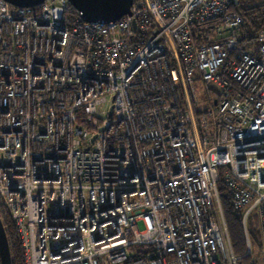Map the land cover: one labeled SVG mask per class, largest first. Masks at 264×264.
<instances>
[{"label":"built area","instance_id":"built-area-1","mask_svg":"<svg viewBox=\"0 0 264 264\" xmlns=\"http://www.w3.org/2000/svg\"><path fill=\"white\" fill-rule=\"evenodd\" d=\"M236 3L134 0L87 22L69 0H0V216L24 264H241L221 184L257 263L264 27L241 39ZM196 81L218 88L211 110Z\"/></svg>","mask_w":264,"mask_h":264},{"label":"trees","instance_id":"trees-1","mask_svg":"<svg viewBox=\"0 0 264 264\" xmlns=\"http://www.w3.org/2000/svg\"><path fill=\"white\" fill-rule=\"evenodd\" d=\"M233 9L239 12L244 19L243 30L240 32L241 39L249 40L255 37L257 32L264 27V0H237ZM249 45L251 44L247 43V46ZM219 189L234 252L240 257L241 264H247L250 257L245 256L247 247L241 222V214L234 209L232 198L228 190L222 184L219 186ZM1 218L9 242L12 264H24L23 250L15 224L2 212ZM248 234L252 247L256 251L260 244V233L254 215H252L248 221ZM259 257H262V261L260 263L257 260L256 264H264V254H260Z\"/></svg>","mask_w":264,"mask_h":264},{"label":"water","instance_id":"water-1","mask_svg":"<svg viewBox=\"0 0 264 264\" xmlns=\"http://www.w3.org/2000/svg\"><path fill=\"white\" fill-rule=\"evenodd\" d=\"M12 6L32 7L44 0H5ZM87 22H110L130 12L134 0H69ZM0 264H12L9 242L0 216Z\"/></svg>","mask_w":264,"mask_h":264},{"label":"rangeland","instance_id":"rangeland-1","mask_svg":"<svg viewBox=\"0 0 264 264\" xmlns=\"http://www.w3.org/2000/svg\"><path fill=\"white\" fill-rule=\"evenodd\" d=\"M60 10L61 8H58L57 16L60 15ZM195 74L198 75L197 72ZM195 85L199 91L198 108L203 111L211 110L214 107L212 103L213 94L209 91V89H211L212 92H218V88L216 87V85H214L211 82L206 83V82L196 81ZM258 261L261 263L262 257H259Z\"/></svg>","mask_w":264,"mask_h":264}]
</instances>
